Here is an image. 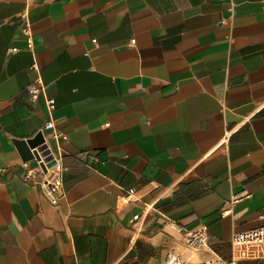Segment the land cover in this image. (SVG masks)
I'll return each mask as SVG.
<instances>
[{
	"label": "crops",
	"instance_id": "0c3cea01",
	"mask_svg": "<svg viewBox=\"0 0 264 264\" xmlns=\"http://www.w3.org/2000/svg\"><path fill=\"white\" fill-rule=\"evenodd\" d=\"M39 134L62 158L58 205ZM261 226L264 0H0V264L231 259Z\"/></svg>",
	"mask_w": 264,
	"mask_h": 264
},
{
	"label": "built area",
	"instance_id": "2783aa9c",
	"mask_svg": "<svg viewBox=\"0 0 264 264\" xmlns=\"http://www.w3.org/2000/svg\"><path fill=\"white\" fill-rule=\"evenodd\" d=\"M25 32L27 34V41L29 46L33 44V34L30 30L29 24L25 27ZM135 40H132V43ZM45 86L41 81H36L29 85L28 93L31 99H37L42 92H44ZM49 108H53L55 104V99L50 98L47 101ZM54 127L52 122L46 124L47 129H52ZM56 137H65L62 133H55ZM38 167L37 169L41 170H51L50 179L46 180L43 183V188L46 196L50 199L53 205H58L60 194L63 192V170L64 166L62 163L61 156H56L52 152L43 153L42 151L38 152V155L35 156ZM49 166V164H51ZM36 174V168H31L26 175V181L31 182ZM136 191L131 189L126 194V198L129 201L135 199ZM250 194L245 193L243 195L235 196L233 201L241 200L244 197H249ZM150 209L147 208L142 214H136L132 221L138 223L142 216L148 212ZM183 229V228H182ZM185 245L187 250L191 254L198 253L202 250H205L208 247V232L207 226L202 224L198 228L185 230ZM232 247L233 255L231 259H224L218 256H212L202 260H185L182 256L176 251L170 252L162 264H239L242 261L249 260H259L264 259V226L235 233L232 236Z\"/></svg>",
	"mask_w": 264,
	"mask_h": 264
},
{
	"label": "water",
	"instance_id": "95a60500",
	"mask_svg": "<svg viewBox=\"0 0 264 264\" xmlns=\"http://www.w3.org/2000/svg\"><path fill=\"white\" fill-rule=\"evenodd\" d=\"M44 141L45 140H44L43 135L42 134H39L34 139H30V140H28L25 143H27L30 148H35V150H34L33 153H34V155L37 156L39 151H42L43 153L50 152L48 150L47 144H44ZM25 143L23 142L22 144H25ZM50 165H52V163L49 164V166Z\"/></svg>",
	"mask_w": 264,
	"mask_h": 264
},
{
	"label": "rangeland",
	"instance_id": "374dc122",
	"mask_svg": "<svg viewBox=\"0 0 264 264\" xmlns=\"http://www.w3.org/2000/svg\"><path fill=\"white\" fill-rule=\"evenodd\" d=\"M197 259H195L194 261H196Z\"/></svg>",
	"mask_w": 264,
	"mask_h": 264
}]
</instances>
